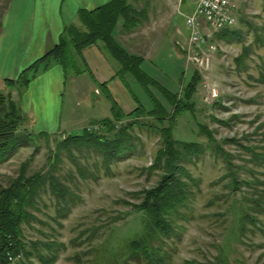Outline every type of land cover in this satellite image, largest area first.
<instances>
[{"label":"rangeland","instance_id":"374dc122","mask_svg":"<svg viewBox=\"0 0 264 264\" xmlns=\"http://www.w3.org/2000/svg\"><path fill=\"white\" fill-rule=\"evenodd\" d=\"M234 2L231 27L214 32L202 23L207 40L216 46L210 53L209 70L189 62L183 71V54L168 42V52L155 47L148 60L140 53L134 55L143 58L140 66L148 65L152 76L169 79L174 85L169 83L171 90H167L179 98L193 73L200 75L190 100L193 110L181 111L173 127L175 140L200 146L198 153L184 155L180 162L188 174L183 176L188 198L171 215L168 235L160 234L150 243L157 251L153 253L163 257V264H264V0ZM6 3L0 0V20ZM164 4H157L150 19L143 17V26L137 20L136 27L153 42L159 37L156 30L171 20L165 38L186 45L189 32L184 16L193 10L194 0H183L180 6L172 0ZM124 29L127 27L119 20L110 27V35L123 39L116 31L123 34ZM147 39L140 42V52ZM75 61V65L65 66L60 131L49 130L48 125L42 130L23 115L21 128L33 134L35 143L0 163V187H7L21 171L26 177L40 174L47 179L34 207L28 208L32 221L22 225L23 240L32 254L28 259L19 256L13 263L43 264L37 257L41 254L55 257L51 264H146L142 251L132 252L130 247L144 228L143 213L132 205H138L140 192L155 186L165 172L163 160L157 165L154 162L163 153L159 129L167 122L149 116L139 119L130 130L133 150L108 165L91 149H73L69 155L56 150L67 135L81 133L78 124H70L77 119L70 111L84 118L110 114L103 94L94 99V105L89 94H84V80L89 75L75 78L76 72L85 70L80 56ZM120 78L135 104L155 109V98L171 114L172 107L155 86L147 84L149 93L129 72ZM5 87L0 84V93L8 97L7 92L13 97L17 90L22 96L25 92L22 85L16 90ZM135 104L128 112L118 107L126 115ZM113 116L111 112L104 118L113 119L115 129L132 120ZM101 119L86 128L101 130ZM69 124L76 128L64 130ZM200 126L210 130L213 141ZM43 131L48 139L39 135ZM230 138L234 141H224ZM52 176L65 187V197L51 190L48 180Z\"/></svg>","mask_w":264,"mask_h":264},{"label":"trees","instance_id":"16d2710c","mask_svg":"<svg viewBox=\"0 0 264 264\" xmlns=\"http://www.w3.org/2000/svg\"><path fill=\"white\" fill-rule=\"evenodd\" d=\"M98 11L90 18H81L82 24L85 23L87 27L86 30L84 26L70 25L65 28L56 45L29 66L17 80H7L9 81L7 83H16L20 86L27 85L30 81L29 72L34 75L41 67L46 68L52 63L60 64L65 71L67 64L75 65V56L81 57V50L85 46L101 40L109 53L121 64L123 72H129L149 93L150 90L147 84L155 86L159 93L165 97L172 107L171 114L167 113L155 98L153 99L158 108L146 110L136 104L135 109L126 115L120 111L115 102H112L111 111L115 119L120 120L127 117L132 120L115 129L112 124L113 119L103 118L98 121L101 130L84 128L79 134L67 135L56 147V150L65 151L68 155L71 154L73 149L78 151L82 149L94 150L100 154L103 162L108 165L124 158L133 150L130 130L138 124L139 119L149 116L160 123L167 122L159 129L164 146L163 153L157 156L154 162L157 165L163 160L165 172L160 175L155 186L140 192L142 195L141 202L138 205H132L134 210L143 213L144 228L143 233L130 242L132 252L142 251L146 258V264H163V257L153 253L157 251L150 248V243L153 238L158 237L160 234L168 235L172 230L171 215L180 206H183L188 198L187 182L183 180V176L188 177V174H186V170L180 162L183 160L184 155L198 153L200 146L197 142L175 140L173 138V127L175 118L181 111L193 110V104L190 100L195 92L196 84L200 80V75L197 72L193 73L183 89V98H179L177 93L168 91L141 69L142 57L129 54L110 35V27L119 20L127 27L124 31L134 28L139 19L143 22V17L147 15V9L140 10L138 15H133L130 14L124 0H113L102 6ZM139 15L143 16L139 17ZM105 85L106 83L102 84V86ZM22 122L23 115L10 97L0 93V163L11 158L20 148L35 143L33 134L21 128ZM200 129L209 140L213 141L210 130L204 126H200ZM39 135L48 139L46 132H41ZM224 141L234 140L230 138L224 139ZM56 156L58 157V153ZM46 180L40 174L26 177L24 172L21 171L19 176L7 187H0V264H14L13 262L17 257L22 256L28 259L32 254L23 240L22 225L29 224L32 221L33 216L28 208L34 207L35 197ZM48 182L54 194L61 198L66 196L65 187L56 183L53 176L49 177ZM31 244L34 245V243ZM50 246L48 249H50ZM155 256H158V258ZM37 257L43 264H51L55 259V257H47L41 254H37Z\"/></svg>","mask_w":264,"mask_h":264},{"label":"crops","instance_id":"0c3cea01","mask_svg":"<svg viewBox=\"0 0 264 264\" xmlns=\"http://www.w3.org/2000/svg\"><path fill=\"white\" fill-rule=\"evenodd\" d=\"M112 1L7 0L0 20V84L5 85L9 89L16 90L19 88V84L7 83L9 82L7 80H17L29 66L43 57L50 48L58 43L60 36L68 26H84L86 30L87 27L85 23L84 25L82 24L81 18H90L93 14L99 12L98 10L102 6ZM166 1L169 0H124L130 14L138 15L140 10L146 8L147 19H150V16L155 14L157 4H164ZM172 2L174 3L175 0H172ZM142 24L143 22H141V26H143ZM169 24L171 25V20L168 24H164L163 28L156 30L159 37L153 42L149 38L147 39L146 35H142L140 27L137 28L136 26L129 31H123V34L119 30L116 31L117 34H121L120 37H123V39L113 35L114 40L129 54L136 55L140 53L147 60L151 55V50L155 47H158V50H166L167 52L170 46L176 47L184 57L183 71L184 68L187 70L189 61L185 57V52L181 49L180 43L172 44V39L165 38ZM120 30L123 29L121 28ZM144 39L147 40L142 52H140L139 45L142 40L145 42ZM81 59L85 70L75 73V78L88 73L89 78L84 80V94H89L92 105L96 103L94 99H98V96L103 94L108 101L110 114L103 117L93 115L84 118L78 113L70 111L69 113L77 118L70 124H75V126L78 124L77 126H80L79 128L82 131L91 122L111 116L112 102H115L122 112H128L133 109L135 101L120 78L121 75L123 76L127 72L122 71L121 64L109 53L101 40L85 46L81 50ZM141 69L162 87L171 90L169 89V83H171L169 79L166 80L154 74L152 76V71L145 63L141 66ZM28 74L30 81L27 85L22 86L25 91L23 96L18 90L16 97H13L8 92L6 94L10 96L13 103L19 108L20 113L27 116L28 121L31 120L32 123H37L42 130H46L44 128H47L45 126L48 125L50 126L49 130L60 131L63 105V98L60 95L65 83V71L60 64L52 63L46 68L41 67L34 75L32 72ZM129 75L131 74L129 73ZM180 80L181 76L176 79L177 83H175L177 86H180ZM103 83H106V85L102 86ZM171 84L174 85L173 83ZM75 98L74 96L72 99L74 100ZM48 103L50 107H48ZM76 121L81 123H76ZM70 124L66 125L64 130L76 128Z\"/></svg>","mask_w":264,"mask_h":264},{"label":"built area","instance_id":"2783aa9c","mask_svg":"<svg viewBox=\"0 0 264 264\" xmlns=\"http://www.w3.org/2000/svg\"><path fill=\"white\" fill-rule=\"evenodd\" d=\"M175 2L180 6L183 0ZM235 7L234 0H194L193 10L184 16L188 42L180 44L189 62L201 69H210V53L216 50V46L207 40L202 23L214 32L229 28L235 22Z\"/></svg>","mask_w":264,"mask_h":264}]
</instances>
